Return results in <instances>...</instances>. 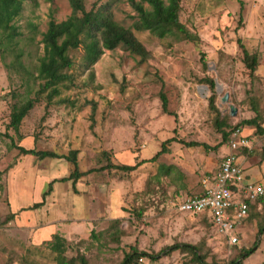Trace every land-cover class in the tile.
Segmentation results:
<instances>
[{
  "label": "rangeland",
  "instance_id": "374dc122",
  "mask_svg": "<svg viewBox=\"0 0 264 264\" xmlns=\"http://www.w3.org/2000/svg\"><path fill=\"white\" fill-rule=\"evenodd\" d=\"M204 1L215 0H189L193 9L179 0V21L198 39L194 41L183 40L178 32L159 38L136 30L131 0H84L87 10L129 28L148 55L140 61L118 46L104 49L87 65L83 42L89 38L82 36V44L68 51L72 81L51 100L37 94L41 33L50 19L61 21L71 9L67 0L22 1L14 20L16 46L0 53V264H59L58 252L48 245L54 234L42 231L57 232L65 224L60 253L70 264H81V256L87 264H119L132 248L144 254L131 264H227L256 244L243 264H264V231L257 234L264 225V201L256 202L242 222L235 245L215 235L204 216L174 208L179 200L198 194L202 179L215 171L226 153L218 154L219 149L229 151L228 136L237 121L258 115L264 124V0H240L242 7L239 0H224L235 13H229V23L211 20L216 12L203 7ZM251 6L257 9L250 12ZM249 12L253 15L248 18ZM238 40L250 54L262 57L259 74L257 67L252 73L246 67ZM208 77L215 82L213 90ZM212 92L220 114L208 107ZM36 96L17 130L9 127L12 105ZM230 105L236 108L234 116ZM169 138L174 140L166 142ZM189 141L210 148L188 146ZM162 144L164 151L153 161L130 171L108 166L149 159ZM19 147L63 155L77 150L85 174L75 183L59 180L72 171L69 161L40 159ZM253 149L254 160L261 159L263 151ZM51 180L45 204L27 209L41 200ZM89 221L90 226H79ZM85 229L100 233L99 238ZM177 244L194 245L201 261L190 248H175Z\"/></svg>",
  "mask_w": 264,
  "mask_h": 264
},
{
  "label": "trees",
  "instance_id": "16d2710c",
  "mask_svg": "<svg viewBox=\"0 0 264 264\" xmlns=\"http://www.w3.org/2000/svg\"><path fill=\"white\" fill-rule=\"evenodd\" d=\"M23 0H0V53L4 50H12L16 46L17 36L19 30L15 24V18L20 14L22 9ZM50 1V0H48ZM71 13L61 21H55L50 19L47 24V28L41 33V40L43 54L39 57V63L36 67V79H39L37 94L45 93L47 100H51L54 96L60 94L61 87L68 88L69 83L72 81L71 75L67 72L72 66V59L68 55L70 49L77 48L82 44L81 37L89 38L88 41L83 42L84 59L87 65L93 64L104 49L112 50L118 46H122L124 49L132 54L138 55L140 61H144L147 58L148 51L145 47L136 39L132 31L129 28L122 26L111 18L101 15L98 10H87L84 6V0H67ZM131 4L137 14V19L133 23V27L136 30H147L153 35L163 38L169 34L178 32L182 35L183 40H194L191 32H189L183 23L179 21L178 12L180 9L179 0H131ZM240 6L242 2L239 0ZM147 5V7L145 6ZM94 31L98 34V39L95 38ZM177 36V34H176ZM239 44L243 52V62L250 72H254L258 65V58L256 54H250L241 44ZM205 66V65H204ZM210 89L213 90L215 82L212 78L205 79ZM38 96L35 98H28L24 102L14 103L12 105L9 127L17 130L20 121L28 113V111L34 106ZM162 109L167 111L166 97L161 94ZM208 107L216 113H219V109L215 105V93L208 97ZM223 118V116L221 117ZM226 119V118H224ZM253 126L256 130V134L264 136V125L259 121L258 115L237 121L232 129L242 128V126ZM231 134V132L229 133ZM222 136L226 137L227 133L223 131ZM230 137V136H229ZM247 138V136H246ZM174 140L169 138L166 142ZM13 144V142L11 143ZM164 144V143H163ZM156 152L154 156L149 159H142L133 165H113L108 166L118 168L123 171H130L138 166V164L145 161H153L159 154L164 151V145ZM188 146H200L205 150L210 147L205 143H199L196 141H189L185 143ZM261 151H263L262 158H264V143L261 145ZM213 148V147H212ZM19 150L23 154H32L42 159L44 157H58L65 158L72 166V172L67 177H61L59 180L72 179L75 183L77 179L84 173L79 171L77 163V150H71L68 154H58L50 150H35L19 147ZM247 148H242L241 152H247ZM56 180V179H55ZM54 180H51L48 184V189L43 192L42 198L39 202H35L29 205L27 209H37L43 206L46 196L52 189ZM264 201V195L255 201L249 203V210L247 217L251 216L252 209L256 202ZM246 217V218H247ZM206 218V217H204ZM208 221V219H207ZM210 222V221H209ZM210 227H211V223ZM264 231V225H262L257 234H262ZM100 233H94L91 231L90 236L95 239L99 238ZM53 240L48 242L51 249L58 252L59 264L67 263L61 255L62 249H64V238L59 234L53 235ZM55 239V241H54ZM256 244V243H255ZM253 245L250 248L242 250L237 257L228 262L227 264H243V260L254 251ZM190 248L193 254L197 255L196 259L201 261L198 256V250L194 245L177 244L175 248ZM174 248V247H173ZM144 253H137L135 248L125 254L124 258L119 264H131L136 257H140ZM81 264H87L86 260L81 256Z\"/></svg>",
  "mask_w": 264,
  "mask_h": 264
},
{
  "label": "built area",
  "instance_id": "2783aa9c",
  "mask_svg": "<svg viewBox=\"0 0 264 264\" xmlns=\"http://www.w3.org/2000/svg\"><path fill=\"white\" fill-rule=\"evenodd\" d=\"M229 151L222 157L216 171L202 179L201 194L189 196L175 204L178 212L202 215L211 223L212 232L230 245L246 219L249 203L264 195V184L249 179L239 161L237 151L249 147L241 128L231 131Z\"/></svg>",
  "mask_w": 264,
  "mask_h": 264
},
{
  "label": "crops",
  "instance_id": "0c3cea01",
  "mask_svg": "<svg viewBox=\"0 0 264 264\" xmlns=\"http://www.w3.org/2000/svg\"><path fill=\"white\" fill-rule=\"evenodd\" d=\"M189 0H186V2H185V5H186V7H189L188 5H189V2H188ZM227 3H228V1H226V4L224 3V0H215V1H213V3H211V2H206V1H204L203 3H201L202 4V6L203 7H205V8H207V6H210L211 8H213L214 9V12H216V13H213V14H210L209 15V18L211 17V20L213 19L214 21H218L219 20V22L221 21L222 23H229V17H230V15H229V13L231 12V14L232 15H234L235 13H234V10L232 9H230L229 7H228V5H227ZM193 5H192V7H189V8H191V9H193ZM251 9H250V12L251 11H253L254 12V8L255 9H257V6H254V8L252 9V6L250 7ZM235 10H237V9H235ZM250 12H249V14H248V18L249 17H251L252 15L250 14ZM251 19H255V18H251ZM245 22H246V20H245ZM251 22L253 23L254 22V20H251ZM256 23L258 24L259 22L258 21H256ZM257 58H258V65L257 66H259V64H260V59H261V61L263 60L262 59V57H258L257 56ZM256 72L259 74V71H258V67H257V70H256ZM249 118V117H248ZM247 118V116L245 117V119H248ZM264 125V124H263ZM253 127V126H252ZM252 127L251 126H243L242 127V129H241V131L244 133V129H245V133L243 134L244 136H247V139H248V145H249V147H245V148H247V152H242V153H240V155H239V161H240V163H241V165L243 166V168H244V171H245V174H246V176L249 178V179H251V180H253V181H258V182H261V183H263L264 184V158L263 159H257V161H255L254 159H255V157H256V149H255V151H254V149H253V147H256L257 148V146H258V149L259 150H261V145L264 143V136H262V135H259V134H254V133H251L252 132ZM251 134H253V135H251ZM229 136H230V134H229ZM229 136H228V138H229ZM227 151H228V148L226 147V146H224V147H221L220 149H219V153L218 154H223L224 152H226L227 153ZM226 153H224V155L226 154ZM223 155V156H224ZM222 156V157H223ZM77 163H78V161H77ZM220 163V162H219ZM71 164V163H70ZM81 165H78V167H79V171H82V172H84L83 174H85V170H83L81 167H80ZM219 166V165H218ZM218 166H217V168H218ZM71 168L73 169V166H72V164H71ZM217 168L215 169V171L217 170ZM72 172V171H71ZM70 172V173H71ZM69 173V174H70ZM68 174V175H69ZM68 175H66L65 177H67ZM82 176V175H81ZM80 176V177H81ZM62 177H64V176H62ZM79 177V178H80ZM61 178V177H60ZM78 178V179H79ZM202 190H203V185H201L200 186V189L198 190V194H201V192H202ZM198 194H195V195H198ZM45 204V203H44ZM43 204V205H44ZM89 218V217H88ZM76 224H78V223H76ZM86 224H88L89 226L92 224V222H88V223H86V222H80V224H79V226H81V225H85L86 226ZM66 226H68L67 224H65V225H63L62 227H59V228H57V232L55 231V228H53V230H47V229H45V230H43L42 232H49V235L50 234H61V233H63L64 231H65V227ZM69 226H71V225H69ZM90 231H91V229H88V230H86L85 229V232L86 233H90ZM60 232V233H59ZM40 235H42L41 233L39 234V236ZM39 236H37V237H39ZM63 236H65V233H64V235ZM260 243V242H259ZM259 247V246H258ZM244 264H246L245 262H244Z\"/></svg>",
  "mask_w": 264,
  "mask_h": 264
},
{
  "label": "water",
  "instance_id": "95a60500",
  "mask_svg": "<svg viewBox=\"0 0 264 264\" xmlns=\"http://www.w3.org/2000/svg\"><path fill=\"white\" fill-rule=\"evenodd\" d=\"M227 100V95H225L223 98H222V101H226ZM229 114L231 116H234L236 115V108L233 106V105H230L229 106Z\"/></svg>",
  "mask_w": 264,
  "mask_h": 264
}]
</instances>
